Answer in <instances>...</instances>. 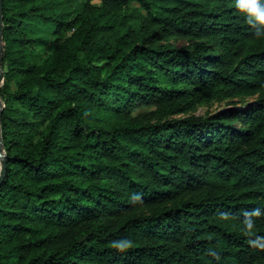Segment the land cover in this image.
Here are the masks:
<instances>
[{
    "label": "trees",
    "instance_id": "1",
    "mask_svg": "<svg viewBox=\"0 0 264 264\" xmlns=\"http://www.w3.org/2000/svg\"><path fill=\"white\" fill-rule=\"evenodd\" d=\"M97 1L3 0L0 264H264V0Z\"/></svg>",
    "mask_w": 264,
    "mask_h": 264
},
{
    "label": "water",
    "instance_id": "2",
    "mask_svg": "<svg viewBox=\"0 0 264 264\" xmlns=\"http://www.w3.org/2000/svg\"><path fill=\"white\" fill-rule=\"evenodd\" d=\"M3 60H4V16H3V0H0V87L4 83V70H3ZM3 102L0 98V181L3 180L6 173V153L5 146L3 142L2 132H1V117L3 111Z\"/></svg>",
    "mask_w": 264,
    "mask_h": 264
},
{
    "label": "rangeland",
    "instance_id": "3",
    "mask_svg": "<svg viewBox=\"0 0 264 264\" xmlns=\"http://www.w3.org/2000/svg\"><path fill=\"white\" fill-rule=\"evenodd\" d=\"M96 3H98L97 0H95ZM185 42L183 40H179L177 42V44L181 45L184 44ZM38 51L39 53H41V56H45L48 51L49 48L48 46H44V47H38ZM254 97H246L244 99H238L236 102L242 103V102H247L252 100ZM227 102H212L210 104H203L201 106L198 107V109L196 110L195 114L198 116H207L209 114L215 113L216 111L225 108L227 106ZM0 169H1V161H0Z\"/></svg>",
    "mask_w": 264,
    "mask_h": 264
},
{
    "label": "clouds",
    "instance_id": "4",
    "mask_svg": "<svg viewBox=\"0 0 264 264\" xmlns=\"http://www.w3.org/2000/svg\"><path fill=\"white\" fill-rule=\"evenodd\" d=\"M129 246H130V242H129Z\"/></svg>",
    "mask_w": 264,
    "mask_h": 264
}]
</instances>
